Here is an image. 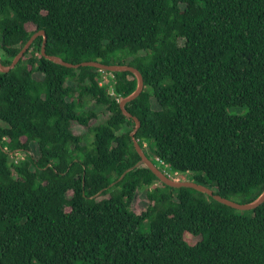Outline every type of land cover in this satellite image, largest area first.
Returning <instances> with one entry per match:
<instances>
[{"label":"trees","instance_id":"1","mask_svg":"<svg viewBox=\"0 0 264 264\" xmlns=\"http://www.w3.org/2000/svg\"><path fill=\"white\" fill-rule=\"evenodd\" d=\"M40 30L47 55L138 68L126 109L141 125L133 137L120 106L133 72L59 64L43 35L0 70V264H264V203L237 210L145 164L110 186L137 139L182 180L262 194L264 0H0L1 62Z\"/></svg>","mask_w":264,"mask_h":264},{"label":"water","instance_id":"2","mask_svg":"<svg viewBox=\"0 0 264 264\" xmlns=\"http://www.w3.org/2000/svg\"><path fill=\"white\" fill-rule=\"evenodd\" d=\"M43 35L44 36V43L42 46V53L48 57L49 59L62 64L64 66L67 67H74V68H79L80 66H95L97 68H100L101 70H108L111 72H116V71H131L133 72L137 78H138V86L136 88V90L129 96L123 98L120 101V106L123 110V113L129 117H132L135 119L136 121V126L134 128V130L131 132V135L134 137L136 131L138 130V128L141 125V121L138 119V117L133 116L131 113H129L126 109V104L130 101H132L133 99L137 98L141 92L144 89V77L141 73V71L134 67L131 66L129 64H125V65H108L105 63H102L101 61H97V60H91V61H83L81 63H71L68 62L66 60H64L62 57L57 56V55H47L46 53V41H47V35L46 32L44 30H40L37 31L35 33L32 34L31 38L27 41V43L24 45V47L20 50V52L18 53V55L14 58L13 62L10 65H4L1 60H0V70L3 72H8L11 69H13L17 63L20 61V59L24 56V54L27 52V50L31 47L32 43L34 42V40L40 36ZM134 144L135 147L137 149V151L139 152V154L141 155V159L132 167L128 168L121 176L120 178L111 183L110 186L114 185L116 182L122 180L124 178V176L126 175V173L132 169H135L137 167H139L142 164H145L149 169H151L154 174L165 184L172 186V187H191L194 189H197L201 192H204L210 196H212L214 199H216L217 201L226 204L228 206L233 207L234 209L237 210H241V211H245V210H252L257 208L258 206L262 205L264 203V191L262 192V194L253 202L250 203H240L238 201L235 200H231L229 198L223 197L220 194H216L214 193L213 189L204 185V184H199L193 180H177L174 178L169 177L164 171H162L145 153L144 149L142 148V146L140 145L139 141L137 139H134ZM103 191V189L101 191H99L96 195L97 196L99 194H101Z\"/></svg>","mask_w":264,"mask_h":264},{"label":"rangeland","instance_id":"3","mask_svg":"<svg viewBox=\"0 0 264 264\" xmlns=\"http://www.w3.org/2000/svg\"><path fill=\"white\" fill-rule=\"evenodd\" d=\"M28 29L35 30L36 26L33 25V24H28ZM87 105L88 106H93V105H95V102L88 101ZM95 109L102 110L103 108L96 105ZM231 111H233V112L234 111H239V109H231ZM99 114H100L101 119H103L104 117L107 116L108 113H105L104 111H99ZM76 130H77L78 133L86 134L87 140H89V139L91 140L92 137H93V135L91 133H87V129L85 127L76 126ZM153 161L169 177L174 178V179L180 178L179 174H181V173L173 172L171 169H169L166 166L162 165L159 161H157L155 159H153ZM192 176H193V174H189V173H185V175H184L185 178H189V179H191ZM133 204H134V208H135V210L137 212H140V211H142L143 209H145L147 207L148 200H146V198H145V190H141L138 193L137 200H135V203H133ZM188 239H189L190 242H195L197 237H191L190 235H188Z\"/></svg>","mask_w":264,"mask_h":264},{"label":"built area","instance_id":"4","mask_svg":"<svg viewBox=\"0 0 264 264\" xmlns=\"http://www.w3.org/2000/svg\"><path fill=\"white\" fill-rule=\"evenodd\" d=\"M119 100H120V99H119ZM15 160L18 161V159H15ZM158 160H159L161 163L165 164L164 161L161 160L160 158H158ZM175 173H178V172H175ZM177 180H181V179H180V178H177Z\"/></svg>","mask_w":264,"mask_h":264},{"label":"clouds","instance_id":"5","mask_svg":"<svg viewBox=\"0 0 264 264\" xmlns=\"http://www.w3.org/2000/svg\"><path fill=\"white\" fill-rule=\"evenodd\" d=\"M182 180V179H181Z\"/></svg>","mask_w":264,"mask_h":264}]
</instances>
